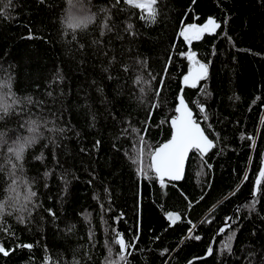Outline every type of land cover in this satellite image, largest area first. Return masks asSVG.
Returning <instances> with one entry per match:
<instances>
[{
    "label": "snow or ice",
    "instance_id": "1",
    "mask_svg": "<svg viewBox=\"0 0 264 264\" xmlns=\"http://www.w3.org/2000/svg\"><path fill=\"white\" fill-rule=\"evenodd\" d=\"M179 2L182 8L173 25L168 46L164 48L162 67L153 71L151 57L141 52L138 44L144 40L145 30L158 24L162 0H63L66 6L58 4L56 0H30L31 8L46 15L55 14L60 9L57 21L62 42L75 46L66 55L74 58L73 53H78L81 68L89 60L94 69L98 68L99 80L93 78L89 89L95 92L100 107H93L92 91H86L84 102L78 107L84 111L87 131L78 129L71 118H64L68 110L62 102L57 109L30 93L18 94V78L10 71L15 66L7 60L11 53L6 51L0 54L4 58L0 63L3 70L0 76V235L4 238L0 239V257L10 258L18 250L33 252L39 241L24 242L18 229L32 232L37 214L42 213V222L44 214L54 224L57 221L53 207H45L40 199L37 185L42 180V187L48 189L49 179L58 176L61 184L59 202L63 203L69 196L72 182L80 178L71 167L65 166L68 160L61 161L60 153L67 149V142L73 138L81 141L84 135L94 131L96 135L91 146L87 147L81 142L77 154L89 156L98 163L104 150L103 129L113 128L115 132L109 134V149L126 160L135 178L136 191L133 196L136 207L133 212L137 220L136 230L130 239H126V234L118 227L109 225L106 217L115 211L112 190L101 181L104 195L94 193L92 199L98 209L102 240L98 238L97 228L92 223V214L81 213L87 225L85 235L79 237L83 242L71 249L69 257L56 260H53L45 244L40 264H156L157 260L160 264H171L173 254L178 255L190 246L189 242H202L206 247L194 259L187 260V264H195L197 260L203 264H264V227H255L256 220L264 225V159L261 160L255 181L251 183L250 197L237 203L231 214L224 210L226 202H232L238 193L243 195L241 188L244 182L249 181L247 173L235 188L221 193V198L215 202L209 204L206 200L214 190V164L211 161L213 157L223 154L227 145L222 143L224 138L216 130L207 103L212 95L207 82L211 78L213 58L218 54L217 46L212 44L211 49L202 55L194 49L193 44L207 36L213 39L220 37L235 47V41L228 32L233 15L224 0H214L219 14L203 13L202 0ZM259 6L264 8V0H259ZM18 7L21 5L17 0H0V19L9 23L18 20L19 16L13 15ZM28 15L31 17V12ZM40 23L43 24V20ZM18 26L25 29L20 40L54 44L36 29L31 19ZM93 28L96 29L94 34ZM82 33L89 34L91 40L81 42L79 37ZM117 47L120 48L119 54ZM30 55L31 52H25L20 59ZM3 64H8V68H3ZM65 80L64 69L57 66L44 92L53 106L65 96ZM169 80L176 81V89L170 98L165 96L169 91ZM107 83L116 84L111 94L105 90ZM40 87V84H36L37 89ZM125 89L127 100L124 98ZM188 90H196L193 93L195 98L188 96ZM229 99L240 98L235 96ZM132 100L144 109L143 119L134 118L132 112L125 109V104ZM258 102L264 107L261 95L255 96L251 104L254 106ZM216 122L223 124L219 118ZM236 123L239 124V121ZM260 123L264 125V116L260 118ZM165 127L167 134L157 139ZM153 131L156 132L155 136ZM240 140L250 142L251 149L257 146L254 135L246 136L242 132ZM124 142L129 146L123 147ZM38 148V154L32 155ZM66 155L73 156V153L68 151ZM33 162L45 167L42 173L30 176L29 169ZM49 162L53 167H48ZM193 165L196 184L200 186L198 196H193L181 186V182L186 180L187 169ZM88 176L86 183L92 186L98 179L96 169L88 171ZM144 182L158 186L161 196L168 199L171 198L170 190H173L183 205L182 211L175 210V206L173 210H167L165 203L153 201L166 222L163 233L184 226L176 244H159L158 252L140 248L141 188ZM48 199L51 200V196ZM197 207H201L202 211L198 217H193ZM111 219L113 224L118 225L125 220V213L121 211ZM245 221L252 225L247 244L238 235L247 227ZM75 230V224L66 226V235L75 234ZM202 231L211 235L206 236ZM163 233L155 235L154 242L161 241ZM9 240L14 242L12 246L6 243ZM98 247L101 249L99 253L96 251ZM147 252L152 253L151 258L144 255ZM28 264H35L34 257L29 256Z\"/></svg>",
    "mask_w": 264,
    "mask_h": 264
},
{
    "label": "trees",
    "instance_id": "2",
    "mask_svg": "<svg viewBox=\"0 0 264 264\" xmlns=\"http://www.w3.org/2000/svg\"><path fill=\"white\" fill-rule=\"evenodd\" d=\"M17 2L21 7H18L13 15L19 16V19L10 23L0 19V54L6 51L11 53L7 60L8 63L15 66L14 70L10 71H13V74L18 78V94L30 93L36 99H44L49 107L57 109L62 102L68 110L64 113V118H71L72 123L78 129L86 132L84 111L79 109L78 106L84 102L85 92L92 91L91 101L93 107H100L95 92L89 89V84L93 78L99 80L98 68H93L91 60L81 68L78 64L81 58L78 53H73L74 58L66 55V52L75 46L62 42L57 21L60 9L55 14L46 15L44 12H37L35 8H31L29 6L30 0H17ZM56 2L63 5V0H56ZM224 4L233 15L228 32L235 41V47L220 37L213 39L207 36L203 41L194 42L193 47L203 55L211 49L212 44L217 46L218 54L213 58V66L210 70L211 78L207 82L208 90L212 93L207 103L210 106L209 111L212 114V121L216 130L224 138L222 143L227 145L225 152L218 157H213L211 161L214 164V190L209 194L210 198H206L207 202L209 204L215 202L221 198V193H227L230 189L235 188L246 173L249 176V181L244 182L241 188L243 195L241 196L238 193L237 197L239 199L233 197L232 202H226L224 210L227 214H231V210L236 204L250 194L251 183L255 181L261 160L264 157V125L260 123L264 107L261 106V102L254 106L251 104L257 95H261L262 100H264V8L259 6V0H224ZM160 7L161 16L158 24L145 30V38L138 44L139 50L151 57L153 71L162 67L164 48L168 46L173 25L176 23L182 3L179 0H162ZM201 10L203 13L219 14V9L215 7L214 0H202ZM29 12L32 14L31 17L28 15ZM29 19L35 24L36 29L48 36L54 44L46 45L40 41L20 40L19 37L25 34V29L18 25L28 22ZM41 20H43V24L40 23ZM92 32L94 34L96 29L93 28ZM91 38L87 33H82L79 37L80 41L85 43L89 42ZM181 50H183V46H181ZM25 52H31V55L21 60L20 58ZM119 52L120 48L117 47V53L119 54ZM3 59L0 56V63L3 62ZM176 62L179 63V60L177 59ZM57 66L62 67L66 75L65 84L63 85L65 96L53 106L51 100L44 96V92L46 83ZM3 68H8V64H3ZM113 74H115V69H113ZM2 75L3 70L0 69V76ZM167 83L169 91L165 93V96L170 98L176 89V81L169 80ZM36 84H40L41 87L37 89ZM115 88V83L105 85V90L109 94ZM195 91L188 90V96L195 98L193 96ZM235 96H239L240 99H229V97ZM124 98L127 100L126 89ZM201 100L203 102V97H201ZM250 106L251 111H249ZM124 107L127 111L132 112L134 118H144V109L138 106L135 100L129 101ZM218 118L223 120V124L216 122ZM237 121H239V124L236 123ZM114 132L115 129L113 128L103 129L104 150L98 163L89 156L77 154L81 142L87 147L91 146L93 136L96 135L94 131L84 135L81 141L73 138L67 142V149L60 153L61 161L68 160L69 163L65 166L71 167L80 178L72 182L69 196L65 198L63 203L59 202L61 184L58 176L49 179L48 189L42 187V180L37 185L41 194L40 199L44 202L45 207H53L58 216L57 221L54 224L44 214L45 219L42 222L40 220L42 213L37 214L32 232L18 229V234L24 242L39 241L37 247L32 253H28L26 250H18L10 258L0 257V264H28L29 256L34 257L35 264H40L45 244H47L53 260L69 257L71 249L83 242L79 240V237L85 235L87 230V225L84 223L81 213L92 214V223L97 228L98 238L102 240L103 233L99 222L98 209L96 202L92 199L94 193H98L103 197L101 181L112 190L115 211L106 217L109 225L118 227L120 231L126 234V239L131 238L132 232L137 227V220L133 212L136 207L135 197L133 196L136 191V184L126 160L120 154L109 149L111 143L109 134ZM242 132L246 136H255L257 141L255 149L249 147L250 142L240 140ZM166 134L167 127L164 128L163 133L157 139H162ZM153 135H156L155 131H153ZM128 146V143L124 142L123 147ZM38 151L39 148L32 155L38 154ZM68 151L72 152L73 156H67L66 152ZM44 167L39 162H33L30 165L29 175L42 173ZM48 167H53L51 162L48 163ZM92 168L96 169L98 179L92 186H89L86 181L89 179L88 171ZM181 186L193 196L200 194V186L196 184L195 165L187 169L186 180L181 182ZM141 193L140 248L152 249L158 252L160 249L157 245L159 244L163 246L175 245L184 231V226L181 225L175 230L163 233L166 222L160 209L153 201L157 200L160 203H165L167 210H173V206H175V210L182 211L183 205L179 202L178 196L173 190H170L171 198H165L161 196L158 186H153L148 182H144ZM49 196H51V200L48 199ZM121 211L125 213V220H122L118 225L113 224L111 217ZM201 211L202 208L197 207L193 217H198ZM71 224L76 225L75 234L66 235V226ZM245 224L247 227L238 235L240 240L247 244L252 225L247 221H245ZM255 227H264V225L256 220ZM212 228L214 231L215 225ZM162 233V240L154 242V236ZM202 234L211 235L206 231H202ZM0 239H4L2 235H0ZM6 243L9 246L14 244L11 240L6 241ZM189 244L190 246L185 247L178 255L173 254L171 264H187V260L201 254L206 247V244L202 242H189ZM96 251L99 253L101 249L98 247ZM144 255L151 258L152 253L147 252ZM238 255L242 256L243 253H238ZM156 264H160V261L157 260ZM195 264H203V262L197 260Z\"/></svg>",
    "mask_w": 264,
    "mask_h": 264
},
{
    "label": "water",
    "instance_id": "3",
    "mask_svg": "<svg viewBox=\"0 0 264 264\" xmlns=\"http://www.w3.org/2000/svg\"><path fill=\"white\" fill-rule=\"evenodd\" d=\"M263 116H264V114H263ZM263 159H264V157H263ZM246 197H250V194H249V195H247ZM246 197H245V198H246ZM245 198H244V199H245ZM244 199H243V200H244ZM193 259H194V258H193Z\"/></svg>",
    "mask_w": 264,
    "mask_h": 264
},
{
    "label": "bare ground",
    "instance_id": "4",
    "mask_svg": "<svg viewBox=\"0 0 264 264\" xmlns=\"http://www.w3.org/2000/svg\"><path fill=\"white\" fill-rule=\"evenodd\" d=\"M264 114V113H263Z\"/></svg>",
    "mask_w": 264,
    "mask_h": 264
}]
</instances>
